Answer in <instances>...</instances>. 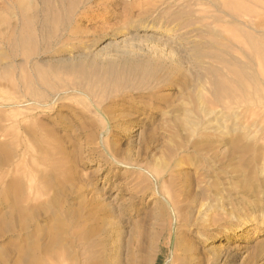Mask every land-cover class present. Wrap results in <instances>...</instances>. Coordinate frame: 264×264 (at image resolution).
<instances>
[{"label":"rangeland","instance_id":"374dc122","mask_svg":"<svg viewBox=\"0 0 264 264\" xmlns=\"http://www.w3.org/2000/svg\"><path fill=\"white\" fill-rule=\"evenodd\" d=\"M252 21L264 0H0V264H263L264 61L210 103L250 53L218 32Z\"/></svg>","mask_w":264,"mask_h":264},{"label":"bare ground","instance_id":"6f19581e","mask_svg":"<svg viewBox=\"0 0 264 264\" xmlns=\"http://www.w3.org/2000/svg\"><path fill=\"white\" fill-rule=\"evenodd\" d=\"M229 17V16H228ZM251 18V15H250ZM238 21V20H237ZM239 22V21H238ZM149 26V25H148ZM181 28V27H179ZM176 29V28H175ZM218 37L224 36L225 38L222 39L223 42H227L229 44L226 45V47H231L234 50H236L235 48L237 46H232L233 43H241V40L244 38L247 46L249 48V54H244V59L243 58H237L232 56L231 53H227L222 51V55L224 53L227 54L228 56V60L227 59H222V62L225 63V69L227 70V73L229 75V77H227L226 75L224 76L222 72L218 73L217 71H215L213 73V76L216 79H213V84L217 89V92H214L211 94V98L213 100H211V104L212 105H217L219 106V103L222 101V97L224 95H229L227 92V90H225V84L222 83V81H226L227 79H229V81H231L234 86L236 87V90H242L243 89V80H247L248 82V88H251L252 86H255L257 79H258V71L259 68H257L255 62L256 59L259 58L260 60L264 61V38L257 36V30L256 28L253 26V21L251 22L250 26H248L247 30L245 29H233V30H222L220 32H218ZM187 34V33H186ZM260 34V33H259ZM182 39V38H181ZM232 43V44H231ZM180 45V44H179ZM186 46V45H185ZM222 58V56H221ZM198 60V59H197ZM231 66V67H229ZM210 70V69H209ZM224 72V70H223ZM263 73V72H262ZM230 76H233V78L230 79ZM246 82V81H245ZM244 82V83H245ZM228 84V83H227ZM220 90V91H219ZM223 90V92H222ZM200 96V95H199ZM200 101V100H199ZM201 103V102H200ZM188 105V104H187ZM185 103V106H187ZM191 106V105H190ZM198 115H195V113L192 110H187L185 115L182 117L183 123L185 124V126H188L191 130V136L192 137H205L210 131L214 130V127L212 124H214V122L216 123L217 121H219V119L221 118V111H217L215 109H210L207 107V104L205 102L202 101V103L200 104L199 108H198ZM224 116V115H223ZM227 120V119H226ZM224 122V120H223ZM225 124V123H224ZM215 125V124H214ZM218 126V125H217ZM220 126V125H219ZM218 128V127H217ZM221 128V127H220ZM218 128V129H220ZM217 129V130H218ZM214 132V131H213ZM188 133V131H187ZM202 144V143H201ZM197 147V146H196ZM238 147V146H237ZM200 148V147H199ZM237 149V148H236ZM239 149V148H238ZM237 149V151H238ZM240 150V149H239ZM177 164V162L175 163ZM181 165V164H180ZM183 166V165H182ZM172 168V167H171ZM179 168V167H178ZM180 169V168H179ZM177 169V170H179ZM177 173V172H176ZM180 173V172H179ZM182 173V172H181ZM207 178V177H206ZM157 184V183H156ZM160 186V185H159ZM158 186V187H159ZM198 190H199V195H201L202 193H204V191L206 192L207 189L203 188L200 186H198ZM158 191V190H157ZM154 192V191H153ZM155 194V193H154ZM184 195V194H182ZM195 196V195H194ZM198 196V195H197ZM162 197V195H161ZM116 198V197H115ZM104 200V199H103ZM157 200V199H156ZM165 200V199H164ZM197 200V199H196ZM195 200V201H196ZM200 200H198L199 202ZM155 202V201H154ZM171 203V202H170ZM113 204V203H112ZM157 204V203H156ZM159 204V202H158ZM172 204V203H171ZM154 206V205H153ZM119 207V206H118ZM206 207V206H205ZM168 208V207H167ZM175 208V207H174ZM194 209V208H193ZM202 209V208H201ZM207 209V208H206ZM116 211V210H115ZM114 211V212H115ZM205 211V210H204ZM206 212V211H205ZM209 212V211H208ZM194 213V212H193ZM158 214V213H157ZM196 214V213H195ZM164 215V214H163ZM157 216V215H156ZM155 217V216H154ZM157 218V217H156ZM159 218V217H158ZM157 218V219H158ZM196 218V217H195ZM155 220V219H154ZM203 220V219H202ZM205 221V220H204ZM194 222V221H193ZM153 226V225H152ZM108 232V231H107ZM109 234V233H108ZM138 242H140L138 240ZM138 244V243H137ZM159 244V243H158ZM140 244H138L139 246ZM161 245V244H160ZM263 246V251H262V257H261V261L264 264V239L262 241ZM160 247V246H159ZM142 248V247H139ZM219 245H215L212 244L211 246H209L208 251L211 252L212 254H215L219 251H221ZM138 249V248H136ZM136 251V250H135ZM135 253V252H134ZM140 255V254H139ZM128 256V255H127ZM127 259V258H126ZM134 259V258H133ZM135 262H138V255L135 256ZM133 261V262H134ZM134 262V263H135ZM108 264V263H107ZM136 264V263H135Z\"/></svg>","mask_w":264,"mask_h":264}]
</instances>
